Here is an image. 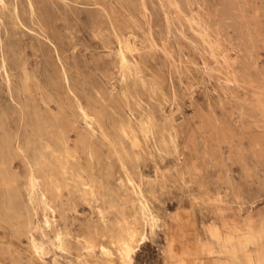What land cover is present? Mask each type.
<instances>
[{"label":"rangeland","instance_id":"374dc122","mask_svg":"<svg viewBox=\"0 0 264 264\" xmlns=\"http://www.w3.org/2000/svg\"><path fill=\"white\" fill-rule=\"evenodd\" d=\"M249 263L264 0H0V264Z\"/></svg>","mask_w":264,"mask_h":264},{"label":"bare ground","instance_id":"6f19581e","mask_svg":"<svg viewBox=\"0 0 264 264\" xmlns=\"http://www.w3.org/2000/svg\"><path fill=\"white\" fill-rule=\"evenodd\" d=\"M96 6V5H95ZM14 7V6H13ZM110 20V19H109ZM169 20V19H168ZM2 24V23H1ZM177 29V28H176ZM195 46V45H194ZM181 48V47H180ZM120 54H121V63L123 64V66H124V68H130L129 67V60H128V58H127V56H126V53H125V49L122 47L121 48V52H120ZM58 56V55H57ZM61 60V59H60ZM126 71V70H125ZM65 74V73H64ZM27 78V77H26ZM122 78V77H121ZM29 80V79H28ZM171 80V79H170ZM135 87V86H134ZM124 96V95H123ZM77 100V99H76ZM77 102V101H76ZM128 102V101H127ZM152 104V103H151ZM77 105V104H76ZM179 106V105H178ZM129 109V108H128ZM84 110V109H83ZM115 112V111H114ZM84 114H85V116L86 117H88V118H90V121H92L93 120V117L91 116V115H89L86 111H84ZM95 124V123H94ZM90 125V124H89ZM146 130V129H145ZM94 135V134H93ZM137 148H138V146H137ZM159 153V152H158ZM166 156V155H165ZM163 163V162H162ZM31 178H30V184H31V188L34 190V189H36L37 188V186H38V181H37V178H36V176L34 175V174H32L31 176H30ZM37 193V192H36ZM142 205L144 206V208H146L147 207V205H146V203H142ZM263 231V228H258V229H256V228H251V232H250V234H249V236H248V240H255L256 239V237L258 236V235H260L261 234V232ZM38 248H42L40 245H38L37 246ZM37 250V249H36ZM37 251H39V250H37ZM41 251V250H40ZM107 252V251H106ZM134 252H135V246H134V244H132V243H129V242H124V247H123V250H122V256H123V259H124V261H127V260H131L132 259V257H133V254H134ZM262 261V259H259L258 260V262H261ZM249 264H251V263H249Z\"/></svg>","mask_w":264,"mask_h":264}]
</instances>
